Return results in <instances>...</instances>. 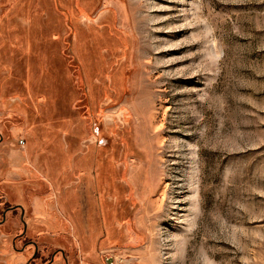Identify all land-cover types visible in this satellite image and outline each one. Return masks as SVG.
Returning <instances> with one entry per match:
<instances>
[{"label":"rangeland","instance_id":"obj_1","mask_svg":"<svg viewBox=\"0 0 264 264\" xmlns=\"http://www.w3.org/2000/svg\"><path fill=\"white\" fill-rule=\"evenodd\" d=\"M3 216L0 264L23 222L44 259L264 264V0H0Z\"/></svg>","mask_w":264,"mask_h":264},{"label":"flooded vegetation","instance_id":"obj_2","mask_svg":"<svg viewBox=\"0 0 264 264\" xmlns=\"http://www.w3.org/2000/svg\"><path fill=\"white\" fill-rule=\"evenodd\" d=\"M19 208L20 209V219L22 220V214H23V211L21 210L22 208L20 206H11V207H8V209H17ZM6 220V218L3 216L2 217V220H0V223L1 222H4ZM25 229L23 228L19 233L17 234H14L13 235V238L11 239V242L13 244V249H15L16 247L17 248H20L21 251H24V248L26 246L27 243H29L31 246H32V250L30 252V254L28 255V257L25 259V264H50L52 263V261H54L55 259H57V255L59 254L60 256V261L59 263L60 264H74V257H75V250H74V247L73 245L72 246H68V248L64 249V248H61V247H57L55 249H52L50 252H49V255L47 256V258H43L40 256V254L38 253V249H37V242L36 240H34L33 238H24L23 241L21 242V244L19 246H16V242L20 241L21 237H20V233L24 232ZM18 236V237H17ZM67 252V253H66ZM71 258V259H70Z\"/></svg>","mask_w":264,"mask_h":264},{"label":"water","instance_id":"obj_3","mask_svg":"<svg viewBox=\"0 0 264 264\" xmlns=\"http://www.w3.org/2000/svg\"><path fill=\"white\" fill-rule=\"evenodd\" d=\"M23 228L25 229V223L23 222ZM106 264H112L111 258L106 259Z\"/></svg>","mask_w":264,"mask_h":264}]
</instances>
